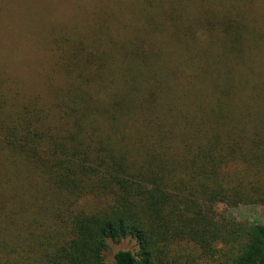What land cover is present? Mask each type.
Instances as JSON below:
<instances>
[{
	"label": "trees",
	"instance_id": "1",
	"mask_svg": "<svg viewBox=\"0 0 264 264\" xmlns=\"http://www.w3.org/2000/svg\"><path fill=\"white\" fill-rule=\"evenodd\" d=\"M79 20L51 33L47 100L0 49V264H264V226L216 210L264 207V0Z\"/></svg>",
	"mask_w": 264,
	"mask_h": 264
},
{
	"label": "rangeland",
	"instance_id": "2",
	"mask_svg": "<svg viewBox=\"0 0 264 264\" xmlns=\"http://www.w3.org/2000/svg\"><path fill=\"white\" fill-rule=\"evenodd\" d=\"M99 0H0V49L11 48L13 63L11 73H16V67L23 73L21 79L26 84V89L34 95L40 94L48 99L45 78L56 70L55 49L53 44L54 33L68 24L69 20L77 19L83 15L84 8L87 13L79 20L86 25L92 17L94 7ZM127 4V0H124ZM262 1H257L261 9ZM114 7V6H113ZM128 12H124V15ZM73 23V22H72ZM83 26V27H84ZM18 62V65L16 63ZM54 84L62 88L64 83L56 74ZM99 201L91 198L83 199L78 206L83 208H100ZM216 210L227 220L244 222L250 225L264 226V207L258 205H239L229 208L218 205ZM132 242L110 244L107 251V260L111 262L112 256L118 250H132ZM182 249V246H179Z\"/></svg>",
	"mask_w": 264,
	"mask_h": 264
}]
</instances>
